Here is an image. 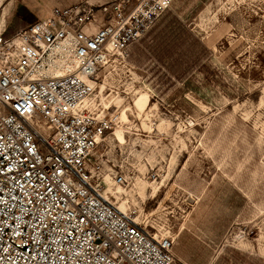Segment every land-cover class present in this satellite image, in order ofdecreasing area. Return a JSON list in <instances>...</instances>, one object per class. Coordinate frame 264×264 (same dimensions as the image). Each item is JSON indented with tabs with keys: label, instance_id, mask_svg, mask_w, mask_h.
<instances>
[{
	"label": "rangeland",
	"instance_id": "rangeland-1",
	"mask_svg": "<svg viewBox=\"0 0 264 264\" xmlns=\"http://www.w3.org/2000/svg\"><path fill=\"white\" fill-rule=\"evenodd\" d=\"M124 1L7 0L0 20L15 34L28 14L83 5L99 28L98 6ZM97 83L90 105L112 123L97 154L129 181L104 178L108 201L169 238L173 264H264V0H175Z\"/></svg>",
	"mask_w": 264,
	"mask_h": 264
},
{
	"label": "built area",
	"instance_id": "built-area-1",
	"mask_svg": "<svg viewBox=\"0 0 264 264\" xmlns=\"http://www.w3.org/2000/svg\"><path fill=\"white\" fill-rule=\"evenodd\" d=\"M175 0H126L97 8H52L5 37L0 32V264H173V242L122 215L103 196L97 148L111 120L77 106L108 65L125 64L129 47ZM62 64L64 75H51Z\"/></svg>",
	"mask_w": 264,
	"mask_h": 264
},
{
	"label": "bare ground",
	"instance_id": "bare-ground-1",
	"mask_svg": "<svg viewBox=\"0 0 264 264\" xmlns=\"http://www.w3.org/2000/svg\"><path fill=\"white\" fill-rule=\"evenodd\" d=\"M7 0H0V5H2L3 3H5ZM3 27H4V21L3 20H0V32L3 30ZM96 26H92V29L93 30H96ZM98 29V28H97ZM67 71H65V68H62V64H59L57 66H53V68L51 69V75H54V76H61V75H64ZM102 89V87H100ZM97 89V88H96ZM95 89V90H96ZM95 92V91H94ZM94 94V93H93ZM92 94V95H93ZM90 95L88 98L84 99L82 102L79 103V105L77 106V112H84V111H87L89 113H92L94 116L98 117L97 115H95V113L93 112V106L90 105V102L93 101L91 96ZM150 102V96L148 94V92H145L143 90H136L135 93H134V98H133V104H132V109H134L137 113H142L145 108L148 106ZM95 103V101H94ZM114 105L115 106H119L121 104V99L119 98H115L114 99ZM92 104V103H91ZM94 105V104H93ZM100 105H102L103 108H107V105L104 104L103 102L100 103ZM124 109H129V106H124L123 109L121 110V118L125 121L126 118H125V112H124ZM96 110V109H95ZM101 115V114H100ZM116 132V131H115ZM121 131H118L116 133V136L118 138V141H122V137H121ZM122 143V142H121ZM109 190V187L107 186V190L105 189L104 191V194L105 192L107 193ZM152 191L153 193H157V189L155 187H152ZM123 194L122 190L117 188L115 189V191L112 193V195L115 197V199H117L119 196H121ZM106 200L107 199V196L106 194L103 195ZM109 202V201H108ZM112 204V203H111ZM113 205V204H112ZM116 210L122 214V215H126V207L124 205V203H121L119 205H113ZM133 223L138 225V222H137V219H133Z\"/></svg>",
	"mask_w": 264,
	"mask_h": 264
},
{
	"label": "trees",
	"instance_id": "trees-1",
	"mask_svg": "<svg viewBox=\"0 0 264 264\" xmlns=\"http://www.w3.org/2000/svg\"><path fill=\"white\" fill-rule=\"evenodd\" d=\"M21 11V10H20ZM164 14V13H163ZM162 14V15H163ZM161 15V16H162ZM160 16V17H161ZM27 17V18H26ZM159 17V18H160ZM18 18H19V16H18ZM25 19V20H24ZM33 21H32V17L28 14V15H26L25 17H23L22 18V20H20V26L22 25V26H25L26 24H30V23H32ZM12 35H14V34H11V33H7V31H5V33H4V36L5 37H10V36H12Z\"/></svg>",
	"mask_w": 264,
	"mask_h": 264
}]
</instances>
